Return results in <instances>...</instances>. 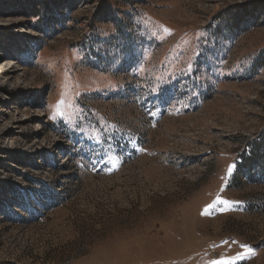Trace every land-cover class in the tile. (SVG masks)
<instances>
[{"label": "rangeland", "instance_id": "374dc122", "mask_svg": "<svg viewBox=\"0 0 264 264\" xmlns=\"http://www.w3.org/2000/svg\"><path fill=\"white\" fill-rule=\"evenodd\" d=\"M0 24V264H264V167L238 166L264 0H0Z\"/></svg>", "mask_w": 264, "mask_h": 264}, {"label": "trees", "instance_id": "16d2710c", "mask_svg": "<svg viewBox=\"0 0 264 264\" xmlns=\"http://www.w3.org/2000/svg\"><path fill=\"white\" fill-rule=\"evenodd\" d=\"M229 32L237 34L242 32L251 24H255L259 16L255 15L254 11L247 9L244 5L234 7L233 13L228 17ZM253 68L259 69L264 66V50L256 57L253 62ZM245 147L239 155L238 166L240 168L251 167L253 165H261L264 167V131L260 133L258 138L244 142Z\"/></svg>", "mask_w": 264, "mask_h": 264}, {"label": "bare ground", "instance_id": "6f19581e", "mask_svg": "<svg viewBox=\"0 0 264 264\" xmlns=\"http://www.w3.org/2000/svg\"><path fill=\"white\" fill-rule=\"evenodd\" d=\"M7 29L4 27V25L0 24V31H6ZM7 70H4L3 73H5ZM20 120V119H19ZM19 123V121H17Z\"/></svg>", "mask_w": 264, "mask_h": 264}, {"label": "snow or ice", "instance_id": "6c2138e0", "mask_svg": "<svg viewBox=\"0 0 264 264\" xmlns=\"http://www.w3.org/2000/svg\"><path fill=\"white\" fill-rule=\"evenodd\" d=\"M189 67H191V65H189Z\"/></svg>", "mask_w": 264, "mask_h": 264}]
</instances>
